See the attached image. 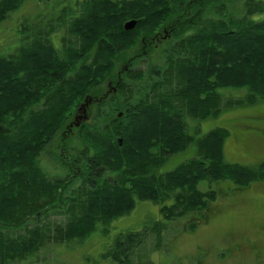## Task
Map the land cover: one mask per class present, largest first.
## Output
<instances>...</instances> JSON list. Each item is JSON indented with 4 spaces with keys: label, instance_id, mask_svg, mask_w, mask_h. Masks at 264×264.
<instances>
[{
    "label": "trees",
    "instance_id": "1",
    "mask_svg": "<svg viewBox=\"0 0 264 264\" xmlns=\"http://www.w3.org/2000/svg\"><path fill=\"white\" fill-rule=\"evenodd\" d=\"M85 1L82 14L69 20L79 43L67 46L64 56L49 40L55 24L33 25L29 38L0 56V264H44L37 259L42 250L60 253L69 242L85 243L98 225L107 234L112 222L146 201L159 206L163 220L120 234L92 264H153L151 254L164 246V226L201 214L216 200V191L202 190V184L245 187L264 179V162L257 169L226 163L228 130L196 138L186 124L187 118L207 120L264 102V1L242 0L240 20L227 18L225 0ZM24 2L0 0V25ZM132 20L137 26L127 31L124 25ZM163 27L171 37L161 63L135 68L128 50ZM118 61L125 69L119 78ZM105 80L116 93L97 101ZM229 91L246 96L236 99ZM42 96L47 107L31 114L28 105ZM87 97L89 120L73 129L79 143L72 191L62 167L57 180L36 163L27 167V149L46 132L51 141L67 126L72 105L76 109ZM93 117L111 120L90 125ZM191 146L193 160L162 172L170 158ZM53 216L63 221H50Z\"/></svg>",
    "mask_w": 264,
    "mask_h": 264
},
{
    "label": "rangeland",
    "instance_id": "2",
    "mask_svg": "<svg viewBox=\"0 0 264 264\" xmlns=\"http://www.w3.org/2000/svg\"><path fill=\"white\" fill-rule=\"evenodd\" d=\"M85 2V0H25L21 9L10 15L5 23L0 25V56L9 54L13 48L19 46L23 42V36L29 38L31 30L33 32L36 29L34 27L36 24L43 27H50L54 24L58 26L56 33H53L49 40L64 56L67 46L79 43V40L70 34L69 20L82 14ZM224 3L229 8L227 18L242 19L240 18L242 14L244 16L242 0H225ZM17 18L19 19L18 23H16ZM22 28H26L27 31L23 33L25 30ZM170 37V30L167 27H163L148 39L143 36L136 47H131L128 50L127 58L136 61L135 68H144L147 62L158 65L161 63L160 53ZM124 57L126 58V55ZM117 64L115 72L119 78L120 73L122 74L125 69L124 64L120 61ZM108 81L105 80L98 88L101 94L97 97V101H102V98L106 97L110 99L113 95ZM141 83L144 84V81ZM228 93H231V97L236 99L246 96L245 91H229ZM228 93L225 92L224 95H228ZM118 99L123 100L121 96ZM42 102H45L43 96L32 104L43 105ZM72 107L67 125L72 121L76 122L75 116L76 118L82 116L78 112L80 106L76 108L77 110L74 104ZM121 118H123V113H120ZM110 120L109 117L98 121L93 117L91 123H88L104 126ZM80 122L82 124L85 120L82 119ZM186 124L189 135L196 138H201L219 128L228 130L229 136L224 146L225 161L228 164L257 169L264 162V102L262 101L252 106L223 110L216 118L207 120L187 118ZM65 129L66 126L62 131ZM90 129L91 126L85 131L86 135L91 133ZM62 131L59 132L57 142L48 145L46 142L49 139L46 136L47 132L38 136L34 143V150L38 151V148H35L36 144H45L43 147L46 149L45 153L51 159L54 158L55 161H58V165H63L66 174L70 175V186H72L70 189L74 191L77 183L75 184L73 181L75 175L72 173L77 170L74 164H77L76 149L79 143L77 138L79 133H77L78 129L74 130L70 139L64 144L65 150L70 147L73 149L69 157L71 163L68 165L57 159V157L62 158L55 147L56 143L59 145L63 143ZM123 138L124 136L118 137L121 151L126 148L122 146ZM30 145L31 143H29ZM64 153L62 159L67 160ZM195 157L196 148L191 146L187 151L170 158L162 168V172L173 171L180 164L189 162ZM45 160L48 161V156H45ZM107 171L105 170V173ZM22 177L25 178L24 181L29 180L25 176ZM108 180L112 179L108 177ZM201 189L216 191V200L203 213L189 215L164 226V246L161 252L151 254L150 258L153 264H264V179L253 181L245 187L237 186L231 181H222L211 184V186L204 183L201 185ZM159 210V206L153 202H140L128 215L112 222L107 234H104L101 230L103 227L98 225L96 231L85 240V243L79 240L69 242L65 246L67 250L62 249L60 253L54 252L51 248L48 251L42 250L37 259L42 260L41 258H43L44 264H86L85 260L90 257L92 259L89 264H92L93 260L98 261L105 249L113 245L114 240L120 234L139 231L146 223L162 221L163 218ZM31 219L30 221L34 220V218ZM50 219L54 222L63 221L62 217L57 216L50 217ZM192 223H197V226L193 230H189ZM0 226L2 227L3 224ZM3 234L5 231L0 229V237ZM149 248L150 245L147 246L148 250L143 255L148 254ZM138 263L140 262L135 261L134 264Z\"/></svg>",
    "mask_w": 264,
    "mask_h": 264
},
{
    "label": "flooded vegetation",
    "instance_id": "3",
    "mask_svg": "<svg viewBox=\"0 0 264 264\" xmlns=\"http://www.w3.org/2000/svg\"><path fill=\"white\" fill-rule=\"evenodd\" d=\"M109 88H112L113 91V86L110 84ZM114 93V92H113ZM44 103V104H43ZM43 105L38 104V105H33L32 103L28 105V107H32V109L34 110L33 112H31V114H37L39 111H41V113H43V110L47 107L45 105H47L45 102H42ZM45 106V107H44ZM41 108V109H40ZM76 119V116L74 117V120ZM72 123H74V121H72L71 123H69L66 126V129L63 130L61 132V139L63 141L62 144H58L56 143V151L58 152V154L63 158V152H65L64 154H66V158H68L67 160H63L60 157H57V159L62 160L63 163H67L68 165L71 163L69 162V157H70V152L73 150L71 147L67 150H65L64 144L70 139V137L73 134V129H71V125ZM53 134V133H52ZM59 133L58 131H55L51 141L47 140V145L51 144V143H55L57 142L56 140L58 139ZM34 143L32 142L31 145L28 147L27 149V153H29V159L26 162L27 167L33 165L34 163L39 165V169H46V171L48 172V177L50 176L51 179H59V174L61 172V167L64 169L63 165H58V161H55L54 158L51 159L49 155H47L45 153L46 149L43 148V144H36L35 148H38V151L34 150ZM31 148V149H30ZM32 153H34L32 155ZM45 156H48V161L45 160ZM73 156V154H72ZM43 165V166H42ZM75 165V164H74ZM67 178L69 179V175L67 176Z\"/></svg>",
    "mask_w": 264,
    "mask_h": 264
},
{
    "label": "water",
    "instance_id": "4",
    "mask_svg": "<svg viewBox=\"0 0 264 264\" xmlns=\"http://www.w3.org/2000/svg\"><path fill=\"white\" fill-rule=\"evenodd\" d=\"M136 26H137V21H135V20H132V21H130V22H127L126 24H125V29L127 30V31H130V30H133V29H135L136 28ZM92 102V98H86L85 99V101H84V103L81 105V107L79 108V112H82V116H80V117H78V118H76V122L75 123H73L71 126L73 127L74 125L76 126V127H79L80 126V124H81V122H80V120H82V119H88V114H87V112H88V107H89V104ZM122 116V115H121Z\"/></svg>",
    "mask_w": 264,
    "mask_h": 264
}]
</instances>
